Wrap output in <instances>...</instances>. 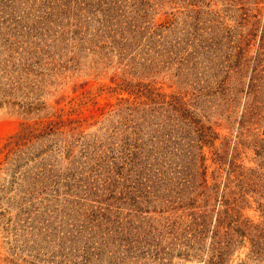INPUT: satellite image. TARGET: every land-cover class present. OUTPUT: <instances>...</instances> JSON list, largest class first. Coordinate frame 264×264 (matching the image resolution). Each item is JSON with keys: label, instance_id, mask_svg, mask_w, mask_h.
<instances>
[{"label": "rangeland", "instance_id": "obj_1", "mask_svg": "<svg viewBox=\"0 0 264 264\" xmlns=\"http://www.w3.org/2000/svg\"><path fill=\"white\" fill-rule=\"evenodd\" d=\"M0 264H264V0H0Z\"/></svg>", "mask_w": 264, "mask_h": 264}, {"label": "trees", "instance_id": "obj_2", "mask_svg": "<svg viewBox=\"0 0 264 264\" xmlns=\"http://www.w3.org/2000/svg\"><path fill=\"white\" fill-rule=\"evenodd\" d=\"M31 131V126L28 124L24 125L22 128L23 134H29L31 133ZM195 174L198 176L199 180H197V182L193 184L194 186H196L193 197H188L189 201L186 202V204L192 208L188 213V215L190 216L189 227H191V229L196 234H203V229H205L207 217L210 213L215 212V221L212 228V233L215 241H217V239L219 238L217 236V232L219 229H224L226 231L224 241L225 246L229 250L231 249V246H235L238 243L243 242L244 239L251 241L253 239V236L251 235L252 230L256 228L253 222L244 217L240 212V204L245 200V190H238L237 193L230 186L231 181L228 179L227 181H224V183L222 184V188L219 191L218 183H207V167L205 165L198 166L195 169ZM200 198L202 200L200 201V205L192 206V204L196 203L197 200H200ZM210 201H213L212 207H210ZM184 203L185 202H182L183 208H185L186 205ZM218 204L222 205L223 208H219ZM217 219H219L218 224H215ZM215 225H217V227H215ZM255 243L256 242H253L252 246H254ZM254 250L255 249L251 247V251L253 252Z\"/></svg>", "mask_w": 264, "mask_h": 264}]
</instances>
